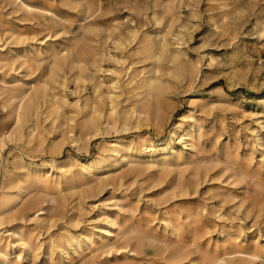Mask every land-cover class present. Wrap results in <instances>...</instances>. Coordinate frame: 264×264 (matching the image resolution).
Segmentation results:
<instances>
[{
	"label": "rangeland",
	"instance_id": "obj_1",
	"mask_svg": "<svg viewBox=\"0 0 264 264\" xmlns=\"http://www.w3.org/2000/svg\"><path fill=\"white\" fill-rule=\"evenodd\" d=\"M0 264H264V0H0Z\"/></svg>",
	"mask_w": 264,
	"mask_h": 264
},
{
	"label": "bare ground",
	"instance_id": "obj_2",
	"mask_svg": "<svg viewBox=\"0 0 264 264\" xmlns=\"http://www.w3.org/2000/svg\"><path fill=\"white\" fill-rule=\"evenodd\" d=\"M116 84V83H115Z\"/></svg>",
	"mask_w": 264,
	"mask_h": 264
}]
</instances>
